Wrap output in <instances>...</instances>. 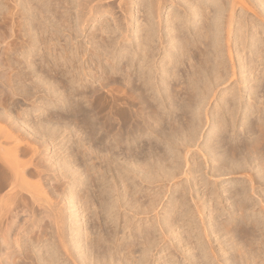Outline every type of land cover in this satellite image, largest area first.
Returning <instances> with one entry per match:
<instances>
[{"label": "bare ground", "instance_id": "1", "mask_svg": "<svg viewBox=\"0 0 264 264\" xmlns=\"http://www.w3.org/2000/svg\"><path fill=\"white\" fill-rule=\"evenodd\" d=\"M100 1L103 0H0V45L3 44L4 46L3 56L0 59V68L3 67L1 69L8 70V72L0 78V84L2 85V87L0 86V108L2 113V116L0 113V120L12 123L13 128L16 129L13 123V121L16 120L12 111L14 107H19V97L30 100L33 104V108L31 109L41 110L40 116L38 115L39 117L36 119L33 133L42 138L52 140L56 139L61 129L65 131L70 130L73 133H77L81 130L86 131L88 129L92 131L91 136L95 134L93 133L94 130L95 132L97 130L98 134L101 130L110 134L114 129V123L112 121L115 119L114 114L118 115L117 118H119L124 127H128L131 120L132 122L134 120L137 121L136 123L142 120L144 126L143 130H147L150 133L154 132L157 140L163 141L165 143L163 145L167 144L166 147H164L167 151L162 150L164 151V154H162L163 152L156 150L157 148L155 147H157V144L155 147L148 145L147 148L149 152L147 150L145 151L148 152L149 155H147V157L145 155L146 152L143 155L146 156L144 160L148 158V161H140L139 156H136L138 153H132V148L128 143V150H130L131 153H129L124 161L126 164L124 167H128L124 170H132V168H134L132 166L136 165V167L143 168V170H147L146 168L149 167L147 171L148 177V175L154 173V170L152 169L153 171L151 173L150 169L154 165L153 163H155L156 166L154 165V168L157 167V170L163 171L162 178H165L167 181L164 180L169 184L170 181L175 180L176 168L179 169L178 167L181 163L176 148L179 149L181 147L186 150H184L186 152L185 160L188 163L187 154L191 151L190 146H192V142L194 139H197L195 137H197L198 122L200 121L199 123H201L202 114L206 111V109L204 111L206 100H208L209 97L216 96L217 91L214 87L218 89L221 85L227 84L228 80L231 79L230 76H227L224 74L225 72L223 73L221 71L226 67V62L220 59L223 57L221 56V53H223V51H221V41L225 40H221L222 36L220 37V35L222 31L220 33V30L218 31L220 27L219 20H222V18L217 14V16L211 17L208 11H205L207 13L201 11L199 14L200 8L194 9L191 12L190 8L192 5L190 1L180 0V6L183 5L184 7L183 11L182 9L178 11V8L177 11L174 10L176 12L173 11L174 14L172 13V16H169L167 19L169 21L167 24V34L173 32L174 37L172 41L176 40V42L172 46L170 44V48L164 45V55L161 56L160 62H158L159 57H157L156 54L160 56V50L164 40L163 35L160 33V23L154 22L155 19L153 20V18L156 17V14H153V12L155 13L160 9L162 10L167 0H149L151 3L140 0L144 8L148 10L150 16H148V21L146 23H141L137 26L139 27L136 32V37L138 39L136 42L137 48L131 47L132 44H123V46L115 49L116 45H113L112 42H110V45L106 41L108 38L107 36L106 38L102 36L103 38L100 42V44L104 45V48H110V52L114 59H119L120 57L125 59L124 66L118 65L116 63L118 61L115 62L114 60V62L111 63H114V65L110 66L115 74L120 73L122 75V82L124 81L126 83L122 85L124 86V88L122 87L124 94H116L113 91L110 95L111 99L108 100V95L106 97L102 95L103 93L100 92V88L92 89L91 91L86 89L87 78L94 77V75L91 74V69L88 68V66L86 67L85 63L90 54L87 50H85V52H80V48L82 47L74 38L75 36H79L77 32H79L80 23L82 21L87 22L95 11L103 8V5L99 3ZM187 2H189L188 4L190 5H188ZM125 3V10L129 11L131 9V4L126 0H121L119 7L123 9ZM231 3L229 18L227 19L228 35L232 32L237 2L236 0H232ZM74 5L79 9L76 10L77 12L73 17L69 9L74 7ZM61 7H64V9L61 10ZM153 7L156 11H154ZM106 9L110 11L111 8L109 4ZM224 10L225 9L222 10V8L217 9L219 12L218 14L220 15ZM186 11L191 12H188L191 14L189 18L188 16L186 18ZM152 14L154 15L153 18L151 17ZM197 15L201 17V25L196 29L194 28L195 30L188 29L189 25L196 22ZM170 18L171 20H169ZM184 24L187 27L186 29L189 30L188 32L185 31ZM58 29L61 32H57ZM110 32L113 33L115 30H110ZM64 35H68L67 39L64 38ZM199 36H201L200 39L198 38ZM244 36L246 37V35ZM62 37L65 39L66 44L61 48L62 50L56 52L58 51L57 49L59 48V42L62 40ZM245 37L243 39H245ZM110 38L111 34L109 36V41ZM156 38L160 40L159 43L157 42L158 45L154 43ZM208 39H210L211 43L208 42ZM227 41H229V39ZM70 46H73L74 49H70ZM98 46L99 45L96 44L94 49L92 45V47L89 48V52L94 54V51L99 49ZM176 46H179V50L174 49ZM192 47L198 49L197 61H195L196 55L194 57V53H191V51L193 52L192 49H194ZM262 55H264V52H262ZM86 56H88V58L85 59ZM96 56H101L98 51ZM78 57L81 58L80 61ZM108 59L109 58H107V60ZM186 59V63H189V69L183 71L186 73L182 74L180 65L185 63L184 61ZM109 61L112 60L110 59ZM135 62H139V71L137 70L138 75L135 79V81L139 82L137 87L134 86V84L128 85L132 83L131 69L132 67H137ZM151 62L155 64V66H151L153 65ZM233 67L232 72L236 75L237 71H235L236 65L234 63ZM123 70L126 72L123 73ZM158 70L162 73L159 77L157 76ZM254 71L256 73L258 67H256ZM166 73L169 74L167 76L174 75L173 79L175 80L173 82L175 84L171 85L172 80L169 81L166 79ZM241 73L240 86L234 88L232 92H230L231 94L229 96L227 95L228 98H226V96L225 98L223 97L218 105V121H216L211 128L210 137L212 140H210L211 142L209 141L210 143H208V145L206 144L207 156L204 154L209 162L211 161L212 168L216 173L220 175H238V177L241 175L243 178V180L236 182L229 189L224 190L229 191L228 194L230 197H235V200L231 202V207L226 208L225 205L218 206L223 204V201L217 200L218 194L215 193L216 190L214 192H210L209 190L205 191L204 194L207 195V198L202 201L200 197L198 199L193 197L191 203L188 201L189 199H185V196H187L185 194H187V192L178 189L179 192L181 191L180 197L176 199L172 197L170 199V203L166 207L162 218L159 212H155L157 214L156 217H160V219L158 218L159 227L164 239H168L169 241L179 237V242L183 245H187V248L185 247L186 249L183 248L180 250L178 247L175 249L176 251L177 249L178 251L180 250L179 252H181L183 258L188 260V264H264V207H262V203L264 204V196L262 197L260 193L264 186V89H262V87H264V72L259 70L252 80L250 79L251 77H246L244 71ZM96 76L95 73V77ZM182 79H184L185 85L184 87H180L181 89L178 91L176 86H180ZM250 80L251 82L254 81L253 85L249 86V84L248 86H244V88L248 87V92L250 94L249 99H252V103L247 105V102H245L243 98L244 93L241 85L243 83H249ZM115 81L118 82L116 78ZM214 81L216 82L214 83ZM76 83H79L80 89L75 86ZM5 88H7V90H5ZM171 88L174 90L176 88L177 91L175 90L176 92L172 93ZM182 88H185V94L187 96L181 95V97H178L179 93L183 90ZM224 88L227 89L228 87ZM119 90L121 91L122 89ZM138 91H140V93H138ZM261 92H263V94H261ZM211 93L213 94L211 95ZM259 95L260 97L262 95V99L260 98L261 102H257L258 105L254 104L253 102L256 103ZM175 97H178L179 100H174ZM150 98L156 102L154 106L147 104ZM169 98H171V101L167 103ZM85 99L91 101L90 105L93 106L92 110L94 114H100L108 108L109 111L105 116L106 120L99 125L95 122L96 120L93 121L94 116L89 114V110L87 111L84 108L83 104ZM260 99L258 100L260 101ZM94 102L99 103L95 105L93 104ZM122 104L125 106L128 105L129 113L126 112L127 110L119 108ZM113 109L116 111L114 112ZM178 111L182 113L178 114ZM26 112L27 110L19 112L18 117L22 118V113L25 114ZM187 112H192V115L190 114L188 117ZM240 113L243 115L241 120L239 119ZM20 124L24 126L22 121H20ZM141 125L140 127L138 125L137 131L141 129ZM5 130L0 125V137H5L7 140L6 142L9 143L8 146H3V142L0 140V188L7 185L10 186V189L7 194L0 195V209L4 208V206L9 208L11 205H14V203L16 206H19L18 202H22L25 207L24 212L26 215L24 218L26 222L23 226L25 228L20 227L17 225L15 219L18 215L12 216L11 221L6 226V235H3L2 240L0 239V264H3V259L1 258L3 257L1 253V244H4L8 250L6 255H10L12 251L15 252L19 250L20 252L24 245L22 244V234L30 225L34 227L38 224L44 216V213H46V216L48 215V217L51 218L50 221H53L56 225L58 245L64 249L66 255L69 254V256H73L68 243L70 240L67 241L65 238V228L68 227V229L71 230L73 239L76 236L78 237L75 239L76 244L74 245L77 254L76 261H74L76 264L84 262L89 255L87 252H91L92 255L93 251L95 253L94 255L97 257L95 260L106 264L116 259L115 253L119 255L118 257L121 264H148L150 262L152 251L156 248L155 245H157L156 243L154 244L155 240L152 238L156 230H154V223L151 222L148 226L144 225L146 228H143L140 235L138 234L141 239L138 241L140 245L139 249L141 250L139 254H136V243L134 245V243H127L125 239L120 241L119 238H115L117 234L115 229L112 233L108 232L107 235L100 232L90 238L89 232H85L86 235L80 236V233H83L84 224L82 225L79 223L80 217L75 213L79 211L80 207H83L84 210L88 209V201L90 200L91 202L94 196L92 197V195L87 194V190L85 192L87 195L82 193L77 195L78 192L76 193L73 190L74 186L71 187L69 185L71 182L73 183V181L85 183L84 177L82 178V175H77V172L75 173L76 169H72L71 159L67 160L65 158L59 162L61 175L67 179L66 189L68 187V192H66V189L63 192L66 203L68 202L70 206L69 213L71 220L67 221L68 218L63 214L60 207L57 205H45L39 198V194L42 192L41 190H43V181L49 175L45 169L41 168V163L39 164V162L36 161V157L40 152L39 147L35 146L31 149L28 148L26 144L27 141L24 142L23 139L25 138H23V133L20 129H18L17 133L15 132L16 134H9L8 130ZM125 132H127V136L133 134L131 129H127ZM79 137L80 139H78L79 141L76 145L78 150L76 151L82 152L83 157L87 158L89 156V158L92 159L95 154V157L102 158L103 161L105 160L108 163L117 161V157H113L112 155L109 157V155L105 154L101 157L99 155V153H102L99 151L101 145L99 147L98 143H96V148L99 147L97 151L95 148L89 146L90 144H86V137L85 139L84 136L80 135ZM94 137L101 143V139L97 138L99 136ZM93 140L94 139H92L90 143H92ZM114 140L115 143H118L120 139L117 137L114 138ZM157 142L158 141H156V143ZM27 154H30L27 157L28 159H23L22 157H25ZM155 156L157 157L155 158ZM138 160L140 163H137ZM29 166H34V168L37 169L35 171H37L36 173L40 178L38 183H33L30 180L28 181L29 178H27V173L31 171ZM119 166L118 164V167ZM189 169L190 171H188V173L190 174L192 171L191 166H189ZM101 172L105 173L104 169ZM145 172L146 171H144V173ZM32 173L33 172L30 174ZM188 173L186 174L189 176ZM93 175H95V172ZM101 175L103 176L102 173ZM70 176H73L74 180ZM151 176H153V174ZM90 181L89 184L92 188H101L100 184L102 182L100 183V181H96L95 179ZM87 187L88 186H86V188ZM98 188L97 190H99ZM254 194L258 196L254 197ZM219 195L221 196V194ZM95 199L97 200L98 207L106 211L107 209L113 210L116 206L120 207L121 205L119 195L110 202L107 201L103 192L98 191ZM179 199H182V201ZM223 199L228 200L230 198L224 197ZM150 204L154 209L155 205H152L154 202ZM192 204L194 207H192ZM151 206L148 207L147 204L148 208L142 211L136 209L137 211L135 213L148 212L149 208H152ZM257 206L260 207L257 208ZM38 207H40V212L36 213ZM233 207L235 209L231 211ZM206 209L208 210L207 212ZM194 210L197 213L195 214L201 217V223L196 222L195 217L192 219L190 218V220L188 219L192 217ZM106 219L104 220L106 221ZM187 219L189 221H187ZM126 227L127 224L125 228ZM199 227H202L204 233L197 232ZM47 228L48 227L45 226L37 237V243H42L43 247L39 250H35L34 242L28 244V249L24 253V258L31 260L30 264H55V260L57 261V258H59L60 253L58 245L54 242L55 239L52 241V235L51 233L50 235L48 234ZM262 230L263 232L259 236L258 232ZM11 232L12 234H10ZM212 234H215L217 239L220 240V244H223V246L221 245L222 254L218 253L213 246L211 240ZM79 238L84 242V247L82 246L83 248L81 250V239ZM206 238L208 239L207 242L203 240ZM118 240L120 241L119 243ZM106 241H111V244L109 243L110 245L107 244L109 245L107 248L108 251L105 247L107 246L105 245ZM102 242L105 243L104 251L106 252H103L102 249L101 253L99 249L102 247L99 245H101L100 243ZM172 244L173 245L171 246L170 244L168 248H170V252L173 256V248L176 247V244L174 245V242ZM44 248L46 249L45 251L50 254V257H48L49 255H43ZM96 249H98L97 252ZM99 252L101 254H99ZM108 256L110 259L107 258ZM97 261H95L96 264L98 263ZM13 264L19 263L14 260Z\"/></svg>", "mask_w": 264, "mask_h": 264}, {"label": "rangeland", "instance_id": "2", "mask_svg": "<svg viewBox=\"0 0 264 264\" xmlns=\"http://www.w3.org/2000/svg\"><path fill=\"white\" fill-rule=\"evenodd\" d=\"M120 1L121 0H103V1H100L99 3H101L103 5V8H100V10L95 11V13H93V15H91L90 19L87 22L82 21L80 23L81 24L80 29L78 30L79 32H77V34L79 36L74 37L75 40H77V43L82 48H84V49L80 48V52L81 51L85 52V50H87V52L90 54L89 58H88V56L85 57V59L88 58L85 63H86V67L88 66V68L91 69L90 70L91 74H93L94 77L93 78H91V77L87 78V80H86V87L87 88L86 87L85 88L88 91H91L92 89H99L100 88V92L103 93L102 95H104L105 97L108 95V97H109L108 100L111 99L110 95H111V92H113V91L116 94H124V91H123L124 86H122V85H124L125 82L124 81L122 82V75L120 73L115 74L112 71L110 66L114 65V63L111 64L114 61L115 62L118 61L119 63L121 62L120 64L118 62H116V63L120 66H124L125 65V59L124 58L122 59L121 57L119 59H117V58L114 59V57L112 56V53L110 52V48L109 47H107L108 49L104 48V45L100 44V42L102 41L103 37L106 38V36H107L108 38L106 39V41L110 45H111L110 42H112L113 45H116V48L114 46L115 49L123 46V44H126V45L132 44L131 47L133 46V48H137L136 42L138 41V39L136 37V35H137L136 32L139 28L137 26L141 23H146L148 21V16H150V14H148V10L146 8H144V6L142 5V1H146V3H148V2L151 3V1H149V0H142V1H140V0H126L127 2H129L131 4V9L129 11L125 10L126 3H125V5H123V9H121L119 7ZM189 1H190V4L192 5V7L190 8L191 12L194 9L200 8L201 9L200 12L198 11L199 14L201 13V11H204V12L208 11V12H210L211 17L212 16L215 17L218 15V16H220V18H222V20L220 18H218L221 20V22L219 20V26H220L219 28L220 29L218 28V31L220 30L219 33L222 31L221 35L220 34L219 35H220V37L222 36L221 40L222 39H225V40L221 41L222 48H221V46H220V48H221V51H223V53H221L222 54L221 56H223V57H221L220 59H223L226 62V67L224 69H222L221 71L223 73L225 72L224 74H226L227 76H230L231 79L228 80L227 84L221 85L220 88H218V89L214 87V89L217 91L216 96L215 97L213 96L214 98L209 97L208 100H206V103L204 105V111H205V109H206V111L203 112V114H202L201 123H199L200 121L198 122L199 127H198L197 137H195L197 139H194V141L192 142L193 143L192 146H190L191 151L187 154L188 163L185 160L186 159V155H185L186 150L184 148H181V147L179 149L176 148L177 149L176 151L180 157L179 159H180L181 163L178 167L179 169L176 168V170H177L176 177L177 178L175 177V180L170 181L169 184H167L168 182H166L167 180L165 178H162L163 171L157 170V167H155L156 169L154 168L155 163H153L154 164L152 166L153 168L151 167V169H150L151 173L154 170L153 171L154 173H152L154 177L151 176L152 174L150 173L151 175H148V177L150 176L149 177L150 179L147 177V174H148L147 171H148L149 167L146 168L147 170H145V169L143 170V168L141 169L140 167H136L137 166L136 165V166H132L134 168L131 167L132 170L131 169L130 170L128 169L126 171L124 170V169L128 168V167H124L126 165L124 161L128 157L129 153H131L130 150H128L129 144L132 148V153L133 152H134V154L138 153V155L136 154V156L137 157L139 156L140 159L139 158H137V159H139L140 161L144 160V158H146V156L149 155V153H148L149 149L147 148L148 145L155 147V145L157 144L156 145L157 147H155V148H157L156 150L163 152L162 154H164V151H162V150L167 151L166 148H164V147H166L167 144L163 145V144H165L163 141L157 140V137H156V135H154L155 134L154 132L150 133L147 130H145V131L143 130L144 126L142 124L143 123L142 120H140L138 123H136L137 121H135V120L133 122L131 120V122H130L131 125L129 124L128 127L127 126L124 127V126H122L119 118H117L118 115L114 114L115 119L112 120L114 123V129H113V131L110 132V134L106 133V131H103V130H101L99 132V134L97 133V130H96V132H95V130L93 131V133L98 134V135H95L92 133L96 137L99 136L97 138L101 139V143H99L98 140H96L93 135H92L93 136V138H92V136H91L92 131H90L88 129L86 131L81 130L83 132L79 131L77 133H75V132L73 133L70 130L65 131L64 129H61V130H59L58 136L54 140L42 138L39 135H35L33 133L34 132L33 130L35 128L36 119H37V117L40 116L41 110L31 109V108H33L32 102L30 100L22 99L21 97L18 98V100H19L18 106L19 107H14L13 111H12V114H13V116H15L14 118L16 120V121H13V123L16 126V129L13 128L12 123H10V122L8 123L7 121L0 120V125L2 126V128L4 130L5 129L8 130L9 134H13V133L16 134L18 132V129H20V131H22L23 138H25L23 140H24V142L27 141L26 144L28 146L27 145L26 146L28 148L31 149L35 146L39 147L40 152L36 157V161L39 162V164L41 163L40 164V166L42 165L41 168L45 169L46 172L49 174L46 177V179L43 181L44 187L42 186L43 190H41L42 192L39 194V198H40L41 202L44 203L45 205H55V206L57 205L58 207H60L63 214L68 218L67 221L71 220L70 213H69L70 206H69L68 202L66 203L65 195H63V192L67 186V183H66L67 179H65L64 176L61 175L59 162H61L65 158L67 160L71 159L72 169L73 168H74L73 170L76 169L75 173L77 172L76 173L77 175H80V176L82 175L81 176L82 178L84 177L83 179H85L84 180L85 183L73 181V183L71 182L69 185L71 187L74 186L73 190L76 193L78 192L77 195H80L82 193L85 195L90 194V195H92V197L94 196V199L92 198L91 202H90V200L88 201V204H89L88 209L84 210L83 207H80L82 209L79 208V211H77L75 213L80 217L79 223L82 225L84 224L83 233L81 232L80 236L86 235L87 232H89L90 238H91V236L94 237L95 235H97L100 232L107 235L108 232L112 233L115 229L117 232L115 238H119L120 241H122V239H125L127 241V243L128 242L134 243V245L136 243V245H135V250L137 252L136 254H139L141 251L139 249L140 245L138 244V241L141 240L139 238V235H140L141 231L143 230V228L144 229L146 228L145 226H148L151 222L154 223L153 224V226L155 225L154 230L155 229L156 230H155V234L152 235L153 236L152 238H153V240H155L154 244L156 243L157 245H155L156 248L152 251L151 258H150L151 260L148 264H185V263L188 264L189 263L188 260H185L183 258V255L181 254V252H179L183 248L186 249L187 245L186 244L183 245L182 243H180L179 237L174 239V240H169V241H168V239H164V236L161 234L160 227H159V221L158 220L160 219V217H156V215H157L156 213L159 212L161 215V218H162L166 207L170 203V199L172 197H174L175 199L179 198L182 190H185L187 192V194H185V195H187V196H185V199L186 200L189 199L188 201H190L191 203H192L193 197L196 199H198L200 197L201 198L200 200L202 201L203 199L207 198V195L204 194L205 191L209 190L210 192L211 191L214 192L216 190L215 193L218 194L217 200H220L221 202L223 201L222 202L223 204H220L218 206L220 207L222 205H225L226 208L231 207L230 206L231 202L235 200V197L234 196L230 197L228 194L229 191H224V190L229 189L236 182L243 180V178L241 177V175H239V177H238V175H229V174H221L220 175L219 173H216L213 170L211 161L209 162L208 158L206 157L207 156V145H208V143L211 142L210 140H212V138L210 137L211 136L210 131H211V128L213 127V124H215V122L218 121V113H219V111H218L219 106L218 105H219L221 99L223 97L225 98V96H226V98H228V96L231 94L230 92H232V90L234 88H237L238 86H240L241 74H242L241 72L244 71L246 77L247 78L251 77L250 78L251 80H252V78H254L255 74L258 73L259 70H262V72H264V55H262V52H264V5H262V4H264V0H236L237 3H236V11H235V16H234V23H233L232 32L230 35H228L229 33L227 32L228 31L227 19L229 18V10H230V5L232 4L231 3L232 0H216L219 3L216 2L215 0H213V1L212 0H189ZM228 2H229V4H228ZM72 3H74V2H72ZM143 3H145V2H143ZM188 3L189 2H187V4ZM108 4H109V7L111 8L110 11L106 9ZM132 4H133V6H132ZM180 4H181L180 0H167L164 7L162 8V10L160 9V10L156 11L153 7L154 11H156L155 13L153 12V14H156V17H154L153 14L151 17L152 18L154 17L153 18V20L155 19L154 22L160 23V33L163 35V40H164V43L161 46L160 56H159V54L158 55L156 54V56L159 57L158 62H160L161 56L164 55V50H165L164 45H166L168 48H170L176 42V40L172 41V38L174 37L173 32L167 34V29H168L167 24L169 22L167 19L169 18V16H172V13L174 10L177 11V9L179 8L178 11H180L181 9L183 11L184 7H183V5L180 6ZM190 4H188V5H190ZM262 6H263V8H262ZM180 7H182V8H180ZM218 7H221L222 10L225 9L220 15L218 14L219 12L217 11V9H221V8H218ZM63 9H64V7H61V10H63ZM78 9L79 8L75 5H74V7L69 9L70 13L73 14V17L77 12L76 10H78ZM226 10L228 13L226 12ZM176 11H174V12H176ZM190 11L185 12L187 14L186 18H187V16H188V18L191 16V14H189V13H191ZM205 13H207V12H205ZM200 18L201 17H198V15H197L196 22L192 25H189L188 29L190 28L192 30H195L198 26H200L201 25V19ZM169 20H171V18ZM184 27H185V31L188 32L189 30L186 29L187 28L186 25ZM110 30H115V32L111 33ZM57 32H61V31L58 29ZM242 32L243 33L246 32V33L243 34ZM110 34H111V38L112 39L114 38V39L112 40L110 38V41H109ZM226 35H228V36H226ZM244 35H246V37ZM67 37H68V35H64V38L67 39ZM200 37L201 36H199L198 38L200 39ZM228 37H230V38H228ZM244 37H245V39H243ZM64 38L62 37V40H61L62 42L61 41L59 42V48L57 49L58 51H56V52H59L60 50H62L61 48L63 46H65L66 41ZM201 39H203V38H201ZM228 39H229V41H227ZM208 40L207 41L211 43L210 39H208ZM159 41L160 40L156 38L154 43H156V45H158L157 42L159 43ZM57 42H58V39H57ZM96 44L99 45L98 46L99 49H97L94 52L97 54V51H98V53H100V55H101L100 57L96 56L95 53L93 54V53L89 52V48H91L93 45L92 48L95 49ZM170 44H171V46H170ZM228 46L231 50L228 48ZM3 47H4L3 44L0 45V59L3 56V54H2L3 53ZM71 48L74 49L73 46H70V49ZM192 48H194V49H192L193 52L191 51V53L192 54L194 53V57L196 55L195 61H197V59H198L197 50L198 49L196 47H192ZM174 49L179 50V46H176V48H174ZM37 51L39 52L38 49H37ZM179 53H180V51H179ZM107 58H109V59L107 60ZM110 59L112 61H109ZM80 60H81V58H79V61ZM184 62L185 63L180 65V69H181L180 71L182 72V74L184 73L183 71L189 69V67H188L189 63H186L187 59ZM138 63L139 62H135V65H137V67L136 68L132 67V69H131V71H132L131 72L132 83L128 84L129 86L134 84V86L137 87V84H139L138 81H135L136 76L138 75L137 72L139 71ZM233 63L236 65V69H235V71H237L236 75H234L232 72L233 68H234ZM151 66H155V64H153ZM256 67H258V71H256V73H255L254 70L256 69ZM1 68H3V67H1ZM1 68H0V78H1V76H3L5 73L8 72L7 69H1ZM135 70H136V74H135ZM125 72L126 71L123 70V73H125ZM95 73L97 75L96 77H95ZM157 74H158L157 76L159 77L162 73H161V71L159 72V70H158ZM167 75H169V74L166 73V79L169 81L172 80L171 85L175 84L173 82L175 80V79H173L174 75L173 74L170 76H167ZM115 78L118 80V82L115 81ZM214 80H215V77H214ZM251 80L249 81V83H243L241 85L243 88V93H244L243 98H244L245 102H247V105L249 103H252V101H251L252 99H249L250 94L248 92V87L244 88V86H246V85L248 86L249 84H250L249 86L253 85L254 81L251 82ZM215 82L216 81H214V83ZM184 85H185V82H184V79H182L180 86H178V85L177 86L175 85V86L177 87V89L179 91V89H181L180 87H184ZM0 86L2 87L1 84H0ZM75 86H77V88L80 89L79 83H76ZM224 87H228V88L226 89ZM173 88H171V92L175 93L177 91V89L175 88V90H176L175 91ZM119 89H122L121 90L122 92ZM182 89L183 90H182V92L180 91L181 93H179L178 97H181V95L187 96L185 94V88H182ZM262 89H264V87H262ZM5 90H7V88H5ZM138 93H140V91H138ZM212 94L213 93H211V95ZM261 94H263V92H261ZM178 97H175L174 100L178 101L179 100ZM260 98L262 99V95H261V97L259 95L257 100H256V103L255 102H253V103L258 105V103L261 102ZM170 99L171 98H169V100H167V103H169L171 101ZM258 99H260V101ZM90 102L91 101L89 99L88 100L85 99V102L83 104L84 108L87 111L89 110L88 111L89 114L94 116L93 121L96 120L95 122L98 123V125H99L101 122L106 120L105 116L108 113L109 109L107 108L106 110H104L100 114H94V111L92 110L93 106L90 105ZM98 103L99 102H96V103L94 102L93 104L98 105ZM147 104L154 106L156 104V102L150 98L148 100ZM127 106L128 105L125 106L124 104H122L121 106H119V108H123L124 110H127L126 112L129 113ZM24 110H27V112L25 114L22 113V116H21L22 118H19L18 117L19 112L24 111ZM56 110H57V108H56ZM113 111L115 112L116 110L113 109ZM0 113H1V108H0ZM177 113L181 114L182 112L178 111ZM187 114L189 117L190 114L192 115V112H187ZM239 115H240L239 119L241 120L243 115L241 113ZM1 116H2V113H1ZM20 121H22L24 123V126H21ZM138 125H139V127H140V125L142 126L141 129H139V131H137ZM11 126H12V128H11ZM4 127H6V128H4ZM127 129H131V132H133L135 130L136 131L133 132L132 135L127 136L126 135L127 132H125V130L127 131ZM11 130H12V132L10 133ZM80 135L84 136V139L86 137V139H85L86 144H90L89 146L95 148L97 151L101 145V147L99 149V151L102 152V153H99V155L101 157H102V155H105V154L109 155V157L112 155L113 157H117V161H115V162L112 161L111 163H108L105 160L103 161L102 158L95 157V154L93 155L92 159H90L89 156L87 158L83 157L82 152L80 153V152L76 151V150H78L76 145H77V142L79 141L78 139H80V137H79ZM134 135H135V137H134ZM117 137L120 140L118 143H115L114 138H117ZM90 138L94 139L92 143H90L92 141V139H90ZM135 138H136V140H135ZM0 140L3 142V146L9 145V143L6 142L7 140L5 137H0ZM87 141H88V143H87ZM156 141H158V142L156 143ZM96 143H98V146H99L98 148H96L97 147ZM151 146H149V147H151ZM145 150H147L148 152H146ZM145 152H146V154H145ZM144 154L146 156H143ZM204 154H206V156ZM29 155L30 154H27L25 157L23 156L22 158L23 159L26 158V160H27L28 159L27 157ZM156 157L157 156H155V158ZM88 159H89V161H88ZM85 160H86V162H85ZM139 160L137 161V163H140ZM144 161H148V158ZM144 161H142V162H144ZM118 164L120 165L119 167H118ZM189 166H191V169H192L190 174L188 173V171H190ZM29 168L31 169V171L29 173H27L28 174L27 178H29L28 181L30 180L33 183H38L40 178L38 177V174L36 173L37 171H35L37 169H35L34 166H29ZM103 169H104L105 173L101 172V171H103ZM109 170H111V171H109ZM93 171L95 172L96 176L93 175L94 174ZM144 171H146L145 172L146 175H145ZM156 171H158V172H156ZM31 172H33L32 173L33 175L30 174ZM101 173L103 174V176L101 175ZM186 173H188L189 176ZM34 175H37V176H34ZM70 177H72V179H73V176H70ZM91 177L92 178L94 177L93 179H95L96 181H100V183L101 182L103 183V184L102 183L100 184L101 188L96 187V189H95V188L91 187V185L89 184L91 182L90 180H93ZM151 178H153V179H151ZM86 186H88V187L86 188ZM9 187L10 186L4 185L2 188H0V195L7 194L9 192V189H10ZM185 187H187V188H185ZM90 188H91V190H90ZM97 188L99 190H97ZM110 188H111V191H110ZM167 188H169V189H167ZM181 188H183V189H181ZM178 189L181 191L179 192ZM86 190L90 193L87 192V194H86L85 193ZM94 190H95V192H94ZM98 191L103 192L104 196L107 198V201H110V202H112L113 199L119 195L120 196V204H121L120 207L118 206L119 207L118 208L116 206L117 209L115 207V209H113V210L107 209V211L104 210L103 208H99L97 200L95 199ZM66 192H68V187L66 189ZM260 193L262 194V197H263L264 196V186H263V189ZM219 194H221L222 197ZM253 196L257 197L258 195L254 194ZM224 197L230 198V199H228L229 201L226 199H223ZM179 200L182 201V199H179ZM127 202H128V204H127ZM152 202H154V204H152V205H155L154 209L150 204ZM18 203H19V206H16L14 203V205H11V207H9V208L7 206H4V208L0 209V239L1 240H2L3 235L4 236L6 235V233H5L6 226L11 221L12 216H14L16 214L18 215L15 217V219L17 221V225L20 227H23L24 223L26 222V219L24 218L26 215V213L24 212L25 207L22 204V202H18ZM147 204H148V207H150V206L152 207L151 209L149 208L148 212H144V213L141 212L138 214L135 213L137 211L136 209H138V211L139 210L142 211L143 209L148 208ZM192 207H194L193 204H192ZM259 207L260 206H257V208H259ZM262 207H264L263 203H262ZM39 208L40 207H38V209H36V213L40 212ZM92 208L94 211L92 210ZM234 209H235L234 207L231 208V211H233ZM207 211L208 210L206 209V212ZM195 213H196V211L194 210L192 217H189L188 219L190 220V218L192 219L193 217H195L196 222L201 223L202 222L201 217L199 215H196L197 213L196 214ZM43 215L44 216L41 218V220L39 221L38 224H36L34 227H32L30 225L25 230V232L22 234V236H21L22 244H24V245H23V249L20 251L21 253L19 252V250H17L15 252L12 251L13 253L10 252V255L9 254L6 255L8 250L4 244H1V253L3 254V257H1V258L3 259V264H13L14 260H16L19 264H30L31 260L25 259L24 253L28 249V244H30L32 242H34V246H35L34 249L35 250H39L41 247H43L42 243H40V244L37 243V237L39 236L41 230L44 229L45 226L48 227L47 228L48 234L50 235V233H51V235H52L51 236L53 238V239L51 238L52 241L55 239L54 242L58 245V239H57V234H56V232H57L56 225L54 224L53 221H50L51 218L48 217V215L46 216V213H44ZM97 216H99L100 218ZM104 219H106V221ZM188 219H187V221H189ZM126 224H127V227H126L127 229L125 228ZM23 228H25V227H23ZM122 228H123V230H122ZM197 232L204 233V230L202 229V227H199ZM262 232H263V230L258 232L259 236L262 234ZM10 234H12V232ZM65 236H66L65 238L67 241L70 240L68 243L70 246V251L73 253L72 254L73 256H69V254L66 255V252L64 251V249L58 245L60 255H59V258H57V261L55 260L54 263L55 264H76L74 261H76L77 254H76V250L74 249V245L76 244L75 239H77L78 237L76 236L73 239V236L71 235V230H69L68 227L65 228ZM79 239H81V238H79ZM206 239H203V240L207 242L208 239L207 240ZM119 240H118V243L120 242ZM211 240H212V244L215 247L216 251H218V253L222 254L223 252H222L221 247L223 246V244H220L221 242H219L220 240L217 239V236L215 234L211 235ZM133 241H135V242H133ZM168 242H169V244H168ZM173 242H174V245L176 244L175 245L176 247L173 248V251L175 252L176 251L175 248H177V247L180 250L178 251V249H177L178 252L177 251L175 253L173 252L174 255L172 256V254L170 252V248H168V246L170 244L172 246ZM102 243H100L101 245H99L102 248H100V249L98 248L99 251L101 250L100 251L101 253H102V249H103V252H106V251H104L105 247L107 250V248L111 244V241L110 242L106 241L105 242L106 244L103 243V245H102ZM104 244L105 245L109 244V245L105 246ZM82 246L84 247V242L81 239L80 240V250L83 248ZM98 249H96V252ZM45 250L46 249L44 248L43 255H46V256L49 255L48 257H50V254L48 252H46ZM171 251H172V248H171ZM100 252H99V254H101ZM87 253L89 254L87 256V259H85L84 262H79V264H83V263L94 264L95 261H97V260H95V259H97V257L94 255L95 254L94 251H93L92 255H91V252H87ZM115 256H116L115 257L116 259L111 260L112 262L109 261L110 264L111 263L112 264H121L119 261V257H118L119 255L115 253ZM174 257L175 258L177 257V258L175 259ZM107 258L110 259L109 256ZM106 260H108V259H106ZM106 260H105V262H106ZM177 260L178 261L180 260V261L178 262ZM100 262L101 261H99L97 264H106L104 262H101V263ZM109 262L107 264H109Z\"/></svg>", "mask_w": 264, "mask_h": 264}]
</instances>
